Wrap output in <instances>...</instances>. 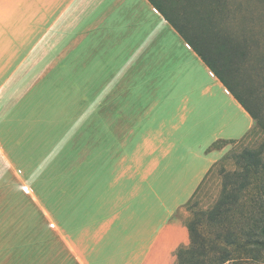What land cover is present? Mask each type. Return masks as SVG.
I'll return each mask as SVG.
<instances>
[{"label":"crops","instance_id":"0c3cea01","mask_svg":"<svg viewBox=\"0 0 264 264\" xmlns=\"http://www.w3.org/2000/svg\"><path fill=\"white\" fill-rule=\"evenodd\" d=\"M0 12V188L17 194L7 206L25 205L26 157L56 139L59 118L72 124L73 107L135 171L189 175L68 184L75 192L41 214L49 256L33 264H175L189 237L174 212L251 115L149 0H0ZM177 188L193 192L178 200Z\"/></svg>","mask_w":264,"mask_h":264},{"label":"rangeland","instance_id":"374dc122","mask_svg":"<svg viewBox=\"0 0 264 264\" xmlns=\"http://www.w3.org/2000/svg\"><path fill=\"white\" fill-rule=\"evenodd\" d=\"M156 1L180 29L194 39L179 17V0L177 9L167 1ZM222 1H224L222 7L224 13L223 17L218 15V27L232 33L234 37L244 36L249 50L239 60L235 59L232 64L233 79L228 77L213 56L205 54L227 83L233 84L236 93H239L246 105L257 115L258 120L264 124V0ZM2 25L0 12V41L4 31ZM194 41L202 48L198 40L194 39ZM82 112L81 108L73 107L67 115V120L72 119L71 125H65L64 119L59 118L57 124L48 126L56 139H51L47 146L46 142H43V146L39 149L41 155L36 158L26 157L25 176L27 181L34 182V188L30 192L25 191L24 206L18 210L13 204L7 206V200L12 202L13 198H17V194L12 192L9 194L7 188L2 190L0 188V264H33L48 260L44 256H49L46 252H49L50 239L41 235L39 220L41 214L49 213L55 193L64 196L66 191L75 192V186L69 189L72 186L68 185L70 183L77 184L89 180L145 183L189 178L187 173L172 171L153 173L135 171V167L130 164V158L118 156L112 142H100L95 139L97 126L83 122ZM72 135L74 139L69 142L65 137ZM243 149L258 150L264 162V128L255 121L247 134L232 144L231 149L215 162L192 199L187 204H181L182 206H179L173 215L183 218L186 224L195 210L212 207L220 196L222 172L237 169L232 154ZM258 183V179L252 182L255 187ZM253 186L243 192V201L248 206L243 208L244 213L242 209V212L237 211V214L223 225L210 223L207 220H203L199 225L205 246L212 253L217 252L219 242L228 243L231 259L224 264H264V250L256 251L251 247H247L246 253L242 250L248 233L246 221L248 222L252 209L248 200L254 198L256 193V188ZM170 191L173 192L171 197L176 195L178 200H181L187 199L193 189L177 188ZM18 211L24 215V221L11 219L10 222L9 218L14 217ZM260 216L264 223V213Z\"/></svg>","mask_w":264,"mask_h":264},{"label":"trees","instance_id":"16d2710c","mask_svg":"<svg viewBox=\"0 0 264 264\" xmlns=\"http://www.w3.org/2000/svg\"><path fill=\"white\" fill-rule=\"evenodd\" d=\"M149 1L177 29L217 78L233 94L235 99L248 111L253 120L264 128V124L258 120L257 115L246 105L239 93H236L233 84L227 83L217 67H215L205 54L208 53L213 56L219 66L227 73L228 77L233 79L231 71L232 64H234L235 59L239 60L249 50L247 40L244 36L240 38L234 37L232 33L218 27L217 18L219 16L223 17L224 8L222 7L224 1L179 0V17L183 21L182 24L192 33L193 38L200 42L202 48L196 44L194 39L188 37L180 29L175 21L161 7L160 3L156 0ZM163 1L169 2L177 9L178 0ZM221 143H224V141L215 142L211 144V147L219 146ZM232 157L234 158L237 169L222 172V185L218 200L209 209L195 210L193 216L186 222L189 243L187 245H181L176 249L175 264H224L231 259V252L227 248L228 243L225 241L219 242L217 252L214 251L212 253L206 248L203 234L199 231V225L203 220L223 225L226 221L229 222L231 217L237 214V211L242 212L243 210L244 213L243 208L247 206V203L243 201V192L248 190L251 185H254L253 188L255 187V184H252L254 179H258L259 183L256 184L254 198L251 197L248 200V202L250 201L249 207L251 206L252 209L251 215L248 218L249 220L248 222L246 221L248 233L242 250L245 253L247 247H251V249L256 251L264 250V223L260 216V214L264 213V162L262 161L260 152L255 149H243L238 153H233ZM213 166H211L209 171ZM201 183L185 204L192 199Z\"/></svg>","mask_w":264,"mask_h":264}]
</instances>
